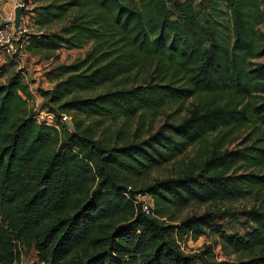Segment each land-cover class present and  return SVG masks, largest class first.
<instances>
[{
	"label": "trees",
	"instance_id": "obj_1",
	"mask_svg": "<svg viewBox=\"0 0 264 264\" xmlns=\"http://www.w3.org/2000/svg\"><path fill=\"white\" fill-rule=\"evenodd\" d=\"M30 11L39 30L24 35L27 50L90 49L60 65L44 93L53 124L30 109L24 68L9 77L19 60L0 64V264H17L23 248L45 264H264V205L243 211V236L215 211L179 217L192 203L264 188V0H50ZM192 99L187 116L127 136L133 121ZM246 128L251 145L215 143L194 167L144 183L209 135ZM146 194L152 215L137 200ZM211 233L252 258L184 250L182 241Z\"/></svg>",
	"mask_w": 264,
	"mask_h": 264
},
{
	"label": "rangeland",
	"instance_id": "obj_2",
	"mask_svg": "<svg viewBox=\"0 0 264 264\" xmlns=\"http://www.w3.org/2000/svg\"><path fill=\"white\" fill-rule=\"evenodd\" d=\"M50 0H28L30 8L34 9L36 6L44 4ZM184 1V0H183ZM195 6L199 8V0H195ZM65 24L64 22H54L50 29H44L45 32L59 31V29ZM258 31L264 34V23L258 26ZM38 26L32 19L26 25V31H23L19 35L18 46L21 51V58L19 64L16 61H10V68L8 70L9 77L14 75L20 68H24L23 76L28 83H31V74L36 73V77L33 83H37L32 88L33 97L30 98V109L36 111L42 110L41 107L45 105V101L48 100L44 93H50L52 88L60 80V74L58 67L60 65H69L83 59L90 49V45L78 49H61L53 53L51 57L47 58L45 53L35 54L32 51L27 50L28 36H24L27 33H38ZM257 61L264 62V57L257 59ZM42 63V64H41ZM20 64L23 66L20 67ZM40 65V70L34 71L35 65ZM29 68V70L26 69ZM39 74H38V73ZM7 77H1L0 82L6 81ZM194 100H188L182 105H173L172 107L162 110L158 114L148 115L145 120L133 121L130 126L127 125V136L135 138L138 134L140 138L145 139L151 133H154L165 122H172L179 120L188 114V108L191 107ZM47 111V110H46ZM72 119V117H71ZM83 127L90 126L91 121L83 118ZM71 130H74L71 128ZM252 128H246L244 130H235L234 134L223 135V133H213L209 135L202 143H196L191 146L186 153L176 157L171 163L164 165L163 167L152 171V173L144 180V183L153 182L156 179L172 177L177 175L183 169L194 167V162H198L201 157L215 145V143H221L225 146V149L236 150L244 148L247 145H251L256 135L252 134ZM221 138V140H220ZM245 169H241L239 172H244ZM251 171H258L257 168H250ZM150 197V196H148ZM152 198V197H151ZM153 199V198H152ZM154 203V200H153ZM264 205V188L252 191L244 198L238 200H219L215 203L197 204L192 203L187 208L179 213L180 218H185L193 214H202L205 211H215L217 222L224 226L227 233H231L237 236H243L249 229L248 224L243 211L252 207H261ZM184 250L189 254L202 253L207 246H211L210 259L213 261H236L241 257L252 258V255H246L245 253L235 252L233 248L223 241L217 233H211L204 235L200 238H189L182 241ZM17 264H45L41 263L38 259L37 250L35 248L22 249L21 259ZM197 264H207L203 260H199Z\"/></svg>",
	"mask_w": 264,
	"mask_h": 264
},
{
	"label": "built area",
	"instance_id": "obj_3",
	"mask_svg": "<svg viewBox=\"0 0 264 264\" xmlns=\"http://www.w3.org/2000/svg\"><path fill=\"white\" fill-rule=\"evenodd\" d=\"M17 6H22L24 8V13L22 14L21 26L19 31L15 30V9L8 13H3L0 11V54L7 58L12 59H22L21 51L18 46L19 35L26 31V25L29 20H33V13L30 11V5L28 0H21ZM16 6V7H17ZM29 70L28 67H26ZM37 117L39 121H46L48 124L54 123V115L46 110H38ZM64 120L68 119L66 116L63 117ZM150 195H139L137 200L142 203L143 211L148 214H154V203L153 199L148 197Z\"/></svg>",
	"mask_w": 264,
	"mask_h": 264
},
{
	"label": "crops",
	"instance_id": "obj_4",
	"mask_svg": "<svg viewBox=\"0 0 264 264\" xmlns=\"http://www.w3.org/2000/svg\"><path fill=\"white\" fill-rule=\"evenodd\" d=\"M21 0H0V11H2L3 13H8L10 11H13V9H16V6L17 4L20 2ZM10 59L5 57L4 55H1L0 54V64H5L9 61ZM22 61L24 62V58H22ZM42 64V63H41ZM40 64V65H41ZM40 65L37 64L35 65V68H34V71H38L40 70ZM23 65L20 64V67H22ZM38 73V72H37ZM39 74V73H38ZM32 78H31V83H29L30 85V88L31 90H33L32 88H34L36 86L37 83H33L34 79L36 77H33V76H36V73H32L30 75Z\"/></svg>",
	"mask_w": 264,
	"mask_h": 264
},
{
	"label": "water",
	"instance_id": "obj_5",
	"mask_svg": "<svg viewBox=\"0 0 264 264\" xmlns=\"http://www.w3.org/2000/svg\"><path fill=\"white\" fill-rule=\"evenodd\" d=\"M23 13H24V8L22 6H17L15 9V30L16 32L19 31V28L21 26V20H22ZM66 123L70 128L72 129L75 128L72 122L70 121V119H66Z\"/></svg>",
	"mask_w": 264,
	"mask_h": 264
}]
</instances>
